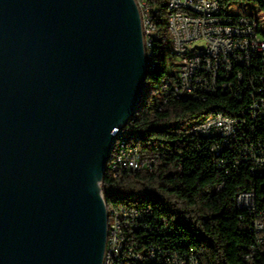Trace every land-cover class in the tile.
Returning a JSON list of instances; mask_svg holds the SVG:
<instances>
[{"label": "water", "instance_id": "95a60500", "mask_svg": "<svg viewBox=\"0 0 264 264\" xmlns=\"http://www.w3.org/2000/svg\"><path fill=\"white\" fill-rule=\"evenodd\" d=\"M147 74L137 0H0V264H102L100 183Z\"/></svg>", "mask_w": 264, "mask_h": 264}, {"label": "trees", "instance_id": "16d2710c", "mask_svg": "<svg viewBox=\"0 0 264 264\" xmlns=\"http://www.w3.org/2000/svg\"><path fill=\"white\" fill-rule=\"evenodd\" d=\"M138 1L150 8L157 36L154 65L125 134L129 144L157 163L152 169H127L116 176L111 156L103 177L110 212L131 206L153 211L130 243L142 260L127 262L166 264L163 256L175 252L192 255L199 264H264V247L258 248L253 231L255 212H264V175L253 174L248 161L236 164L240 156L230 149L214 153L212 145L220 138L191 132L210 115L238 116L249 106L250 94L241 89L239 94L220 91L202 98L177 97L180 79L172 53L168 0ZM215 1L222 14L235 20L240 16H233L234 7L244 14L263 6L262 0H246V6L238 5L239 0ZM245 190L257 192L256 211L238 207L236 197ZM129 250L126 247L124 252Z\"/></svg>", "mask_w": 264, "mask_h": 264}, {"label": "built area", "instance_id": "2783aa9c", "mask_svg": "<svg viewBox=\"0 0 264 264\" xmlns=\"http://www.w3.org/2000/svg\"><path fill=\"white\" fill-rule=\"evenodd\" d=\"M248 13L232 9L233 16L222 14L215 0H168L169 30L172 53L177 64L180 83L175 87L177 97H199L222 92L247 90L251 102L238 116L223 112L208 116L196 123L191 132L204 137H218L212 145L214 153L224 150L238 153L236 164L248 161L253 174L264 175V0ZM142 20L147 71L153 68V44L157 36L154 16L150 8L137 0ZM167 86V85H166ZM166 86L164 88H166ZM241 98V96H240ZM134 116L116 127L112 150V168L117 176L123 170L152 169L157 160L142 154L128 143L125 130L132 126ZM110 162V161H109ZM105 199L103 180L100 183ZM239 208L256 211L257 192L238 193ZM108 235L102 264H131L142 255L133 252L134 231L153 215L144 206L125 207L119 211L108 209ZM253 231L258 248L264 247V212H255ZM133 235V236H132ZM130 250L125 253V248ZM253 261L254 256H249ZM166 264H199L192 255L166 253ZM135 264V263H134Z\"/></svg>", "mask_w": 264, "mask_h": 264}, {"label": "rangeland", "instance_id": "374dc122", "mask_svg": "<svg viewBox=\"0 0 264 264\" xmlns=\"http://www.w3.org/2000/svg\"><path fill=\"white\" fill-rule=\"evenodd\" d=\"M247 3H249V2H247L246 0H239L238 1V5H242V6H246L247 5Z\"/></svg>", "mask_w": 264, "mask_h": 264}]
</instances>
